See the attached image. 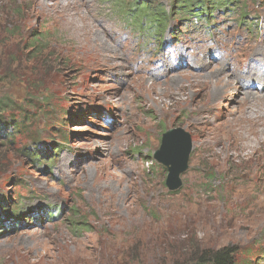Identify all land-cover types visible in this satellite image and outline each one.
Here are the masks:
<instances>
[{
  "label": "rangeland",
  "instance_id": "rangeland-1",
  "mask_svg": "<svg viewBox=\"0 0 264 264\" xmlns=\"http://www.w3.org/2000/svg\"><path fill=\"white\" fill-rule=\"evenodd\" d=\"M143 4L172 9L163 32ZM135 5L0 0V264H190L227 246L264 264V0L211 22ZM170 128L193 144L175 191L154 158Z\"/></svg>",
  "mask_w": 264,
  "mask_h": 264
},
{
  "label": "trees",
  "instance_id": "trees-1",
  "mask_svg": "<svg viewBox=\"0 0 264 264\" xmlns=\"http://www.w3.org/2000/svg\"><path fill=\"white\" fill-rule=\"evenodd\" d=\"M111 1H113L115 8H117L124 17H129L130 15H132V13H136V9H138V6L135 5L129 7L128 10H126L125 7L123 6L124 0H111ZM193 1L194 0H173V3L177 4L175 5V7L181 9L179 13L185 14V17H187L188 19L197 17V19L209 20L210 15H208V12L213 11L214 9L218 10L221 8H227L228 6H230L231 2H233V0H211L213 6L207 5L206 7H202L201 9H198L200 5L196 6L193 3ZM140 8L141 9H139L138 12L140 11L145 16H149L148 18L150 19V25H149L150 30L156 28L160 32H163L162 29L166 26L167 16L172 14L171 11L157 8V6L154 8L151 5H144V4L143 7ZM229 11H232V9L229 8ZM244 17L245 14L243 15V19ZM140 25L144 26V22H141ZM33 44L34 45L33 46L31 45L30 47L33 50V53L44 51L43 48L41 49L42 45L38 39L34 40ZM12 78L18 79L19 76L12 75ZM11 104H14V100L11 96H7L5 99H0V110L3 111L6 110L7 108H9ZM165 184H166V180H165ZM50 215H53V213H50ZM3 217L7 218V214L3 215ZM3 217H0V219H2ZM233 253H234L233 249L230 248L229 246L216 250L206 249L203 250L198 255H196L195 258L192 259L190 264H234L235 260L232 255Z\"/></svg>",
  "mask_w": 264,
  "mask_h": 264
},
{
  "label": "water",
  "instance_id": "water-1",
  "mask_svg": "<svg viewBox=\"0 0 264 264\" xmlns=\"http://www.w3.org/2000/svg\"><path fill=\"white\" fill-rule=\"evenodd\" d=\"M162 136L161 146L154 152V158L167 168L166 186L175 191L182 186L181 175L189 165L192 138L182 128H170Z\"/></svg>",
  "mask_w": 264,
  "mask_h": 264
},
{
  "label": "bare ground",
  "instance_id": "bare-ground-1",
  "mask_svg": "<svg viewBox=\"0 0 264 264\" xmlns=\"http://www.w3.org/2000/svg\"><path fill=\"white\" fill-rule=\"evenodd\" d=\"M132 67V66H131ZM217 71V70H216ZM219 80H221V85L219 87H217L216 91L214 92V94H219L220 91L222 89H224L225 87H229V81H226L225 79H221L219 78ZM185 82V81H184ZM202 82V81H201ZM220 81H216V85L219 84ZM192 85V84H191ZM250 98L252 97V95L250 93L247 94V97L246 98ZM260 113V112H259ZM262 120H264V118H262ZM253 123V122H252ZM263 132H264V127L261 129Z\"/></svg>",
  "mask_w": 264,
  "mask_h": 264
}]
</instances>
